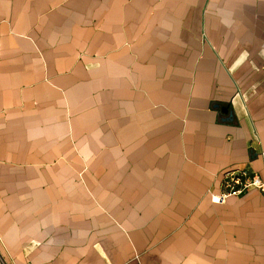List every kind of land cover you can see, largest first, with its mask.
Listing matches in <instances>:
<instances>
[{
    "label": "crops",
    "instance_id": "obj_1",
    "mask_svg": "<svg viewBox=\"0 0 264 264\" xmlns=\"http://www.w3.org/2000/svg\"><path fill=\"white\" fill-rule=\"evenodd\" d=\"M263 152L264 0H0L3 263L264 264Z\"/></svg>",
    "mask_w": 264,
    "mask_h": 264
},
{
    "label": "built area",
    "instance_id": "obj_2",
    "mask_svg": "<svg viewBox=\"0 0 264 264\" xmlns=\"http://www.w3.org/2000/svg\"><path fill=\"white\" fill-rule=\"evenodd\" d=\"M262 156H264V152ZM252 190L264 192V179L245 168L230 170L223 177L221 194L218 196L212 194V201L224 204L228 198L242 196ZM0 262L5 264L1 257Z\"/></svg>",
    "mask_w": 264,
    "mask_h": 264
},
{
    "label": "water",
    "instance_id": "obj_3",
    "mask_svg": "<svg viewBox=\"0 0 264 264\" xmlns=\"http://www.w3.org/2000/svg\"><path fill=\"white\" fill-rule=\"evenodd\" d=\"M222 111L224 112V114L228 113V110L226 108H222ZM230 117H232V114H230Z\"/></svg>",
    "mask_w": 264,
    "mask_h": 264
}]
</instances>
